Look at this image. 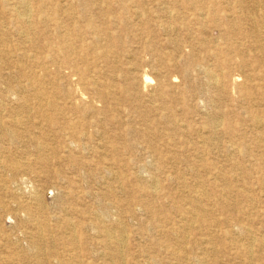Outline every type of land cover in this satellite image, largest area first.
<instances>
[{"label": "rangeland", "instance_id": "obj_1", "mask_svg": "<svg viewBox=\"0 0 264 264\" xmlns=\"http://www.w3.org/2000/svg\"><path fill=\"white\" fill-rule=\"evenodd\" d=\"M14 1L0 0V22L3 26L6 24L10 37L4 47L8 49V45L15 44L29 50L35 54L33 59L39 60L43 54L39 51L36 54L32 44L16 35L19 25L10 10V3ZM200 1L203 9L198 12L188 0H29L33 26L41 32L39 39L43 40L44 35L66 37L74 48V66L97 77L99 85L77 84L78 77L71 75L72 68L65 63L62 53L49 61L44 71L32 59L22 61L29 66L27 71L25 69L26 75L11 62L0 63V100L6 98L10 86L27 89L28 95L29 72L40 73L44 92H55L64 107L58 115L50 113L56 120L52 125L44 122L42 128L55 146L70 145L78 160L84 162L83 166L76 167L62 153L57 155L59 158L50 160L49 169L41 171L40 164L34 162L35 156L26 152H33V142L26 137L18 142L3 137L0 147L5 152L0 153V181L8 186V192L0 191V200L10 203L6 208L0 207V264H5V257H11L12 261L6 264H50L52 253L61 251L62 241H58L55 245L41 242L43 253L29 252L33 241L30 234L35 229L32 220L41 213L65 215L79 221L77 225L83 223L84 233L80 234L78 225L73 234L81 236L86 263L103 264L105 259L106 264H119L109 259V255L102 256L105 251L98 244L97 232L89 220L92 210L100 209L109 201L118 202L119 207L111 210V215L120 217L125 226V264H151L153 258H157V264H170L169 255L153 247L151 241L157 235L149 215L170 210L180 227L182 223L175 205L179 201L189 203L194 192L201 190L211 193L212 197L200 200L206 222H195L183 242L181 251L188 256L186 264H199L201 258L206 264H264V186L261 183L264 181V142L257 139L258 131L246 111L247 101L232 82L233 75H240L242 83L244 75L257 76L264 71L255 59L258 52L248 48L253 45V38L235 37L237 43L244 44L250 51L245 57L228 52L232 63L230 73L223 79V87H208L200 71L214 65L218 58L223 59L224 53L210 56L206 49L211 52L228 49L227 20L233 24L242 21L243 29L250 31L252 21L244 18L264 19V0L260 5L245 1L246 11L237 8V0ZM211 9L217 11V19L209 14ZM106 49L109 54L105 53ZM191 58L195 66L185 74L183 64ZM145 72L153 79L149 83L144 81ZM160 79L169 85L167 99L173 95H184L188 99L186 104L176 105L173 111L183 132L190 134L189 138L174 135L183 151L181 168L191 167L193 143L199 135L197 130L201 127L202 135L207 136L217 129L214 115H226L223 125L216 130L221 134L216 143L217 155L213 156L221 174L215 176L200 170L198 176L188 172L178 178L169 168L170 157L165 154V164L160 162L163 167L158 170L151 167L158 158L149 139L162 151L171 143L166 122L169 112L155 97ZM107 84L112 86L114 94L105 89ZM103 91H107L104 96ZM254 93L255 104L263 110L264 89ZM78 96L82 102L72 106V98ZM9 104L6 101V105ZM149 109L152 110L151 121L146 122L140 113ZM259 115L264 117V112ZM230 126L234 131L232 135ZM83 133L88 137L78 138ZM115 146V157L102 156L101 153ZM23 163L33 169L9 170ZM105 167L115 173L106 176ZM137 175L149 182L144 189L137 185ZM208 179L211 181L207 182ZM200 180H206L204 187H195ZM154 182L160 183L158 189L152 186ZM229 182L230 187H227ZM109 185L116 190L109 189L108 193ZM69 190L79 192L80 196L65 195ZM36 196L41 198V206L34 200ZM22 202L27 203L21 206ZM51 224L66 232L62 222ZM250 232L256 238L251 250L247 248ZM14 246L19 248L18 254H11L10 248Z\"/></svg>", "mask_w": 264, "mask_h": 264}, {"label": "bare ground", "instance_id": "obj_2", "mask_svg": "<svg viewBox=\"0 0 264 264\" xmlns=\"http://www.w3.org/2000/svg\"><path fill=\"white\" fill-rule=\"evenodd\" d=\"M188 1L192 4L194 10L198 12L202 11L203 6L201 5L200 0ZM245 1H250L254 4L259 5L263 3V0H237V8H240L242 11H246L248 9V6L243 5ZM10 10L12 12V16L15 18L16 22L19 25L16 34L17 37L24 42L32 44L36 49L35 52L39 51L43 55L39 57V60H35L33 59L35 58V54H32L29 50H26L25 48H18L15 44H10L8 45V49H5L4 46H6V44H9L10 41L9 30L6 24L3 26V23L0 22V63L11 62L15 64V66H19L21 74L26 75L27 67L29 66L27 65L26 67V65L22 63V61H29L30 59H32L31 61H34L39 66V69L41 71H44L47 68V63H49V61L51 60H55L57 55H60L62 53L64 54V59H66L65 63L70 65V67L72 68L71 75H76L78 77L77 84L85 86L99 85L97 77H92L91 75L87 74L84 69L76 68L74 66L75 60L72 55L74 48L72 44L69 43V41L66 39V37H63V35L61 36L59 34L56 36V38L44 35L43 40L39 39L41 36V32L33 26V9L29 0H15L13 3H10ZM209 14L213 18L217 19L218 14L215 9L209 10ZM244 19L252 21V29L250 31L243 29L241 23L242 21L237 23L234 22L233 24L232 21L227 20L226 24L229 26L230 29L227 50L224 51L221 49H215L214 52H211V49H206V53H209L210 56H219L220 53H224V55H222L221 57L223 59L218 58L214 65L205 66L204 68L200 69V71L205 75L204 77H206V84L208 87L214 88L224 86L223 79L227 77L230 73L229 71L231 69L232 63L228 52L243 55L245 57L248 51L253 49L258 52V54L255 55L256 61L259 62V65H261L260 67H264V19L259 17H245ZM48 20L55 22L54 19L49 18ZM2 26L4 27L3 29H1ZM55 26L57 25L55 24ZM239 35H241L242 38H253V45L251 47H248L250 50L245 48L244 44L236 42L235 37ZM105 53L109 54L110 51L106 49ZM194 61L195 60L191 58L183 64L182 68L185 74H188L190 71L193 70L195 66ZM244 62L242 66L245 64ZM39 74L40 73L36 71L29 72L28 88L30 89L28 90V95L26 92L27 89L25 90L21 89L20 87L18 88L16 86H10L7 89L8 95L6 96V98L4 100H0V142L4 136L9 137V139L13 142L22 141L24 137L28 138L31 142H33V152H26L29 155L35 156L34 162L40 164L41 171L49 169L50 160L54 158H59L57 157V155L62 153L66 154L72 164L76 167H80L81 165L83 166L84 162L78 160L79 158L75 156V149L73 147L68 144H57L55 146L49 138L48 132H46L42 128L44 122H47V124L52 125V122L56 120V118L53 117V114L50 115V113H56V115H58L57 112H61L64 107L56 99L55 92H50V94L44 92V82L43 80L39 79ZM143 77L145 83H149L153 80L146 72L144 73ZM239 81L240 75L232 76L233 84L237 85L239 91L243 93L242 95L247 101L246 111L250 115L249 120L251 121L252 126L255 128V130L258 131L257 139L259 140V142H264V117L259 115L261 112H264V109H259L254 101V92L262 91L264 89V71L261 73H257V76L251 74L244 75L243 82L240 83ZM111 87L112 86H110V84H107L105 86V89L110 90L114 94L115 92L113 89H111ZM104 92L107 91H103L101 93L103 96L105 95ZM155 92V97H158L163 108L169 112V115L166 117V122L169 124L167 128L170 132L169 136L171 143H168L169 146H167L166 149L162 151L161 149L155 147V144L152 139H149V145L153 150V153L158 158L157 163L152 164L151 167H154L157 170L163 167L165 164V154L170 157V161L168 162L169 168L178 178L184 176L188 172H192L194 175L198 176L200 170L215 176L221 174V168L213 160V156L217 155L216 143L218 142L220 138L219 135L221 134L220 131L216 130H218L223 125L226 115H223L222 113H217L214 115L217 129L211 130L207 136L202 135L201 127L200 130H197L199 135L197 136L196 141L194 143L192 142L194 145V152L191 156V167L183 169L180 167V164L184 161L182 156L183 151L178 145L179 140L175 139L174 135L181 134L184 135L185 138H189L190 134L189 132H183L179 121H177L176 115L173 114V111L176 105L180 103L186 104L188 99L185 98L184 95H173L170 96L169 99H167V96L170 92L169 85L162 79L158 80ZM6 101L10 102L9 106L6 105ZM79 102H82V98L80 96L72 98L70 104L72 106H76ZM151 112L152 110L149 109L146 110L144 113H140V115L144 118L146 122H149L151 121ZM177 130H179L181 133L179 131L177 132ZM229 130L232 135L234 131L231 126L229 127ZM74 133L75 132H73L72 134ZM67 134L71 133H65L64 135ZM83 135L85 137H88V134L83 133L81 134V136L79 135L78 138L82 137ZM149 138H151L150 135ZM1 152H5V149L0 147V153ZM116 152L117 148L115 146L110 147V149L105 150L101 154L104 157L111 156V158H113L115 157ZM150 161L147 160V162ZM160 162H163L164 164L160 165ZM28 167L29 169H33L31 165H28V163H23L21 165L17 164V167L11 166L9 170L20 171L21 169H28ZM262 169H264V166L262 167ZM103 172L106 176H112L115 173L108 167H105ZM223 174L224 173L222 172V175ZM136 179L137 185H139L140 188H143L145 186V183L147 184L148 182L146 178L142 175H137ZM208 181L211 180L208 179L207 182ZM205 182L206 180H200L198 184H195V187L198 186L199 188H202L206 184ZM261 183L264 186V181H262ZM159 184V182H154L152 186L154 185L156 189H158ZM230 184V182L226 183L227 187H230ZM109 189H111L112 191L113 189L116 190V188H114L112 185L108 186V193H110ZM156 189L153 190L154 194H156ZM2 190L8 192V186H6L4 182L0 181V191ZM64 193L67 196L72 195L70 197L80 196V193L74 190H69ZM202 197L209 198L212 197V194L209 192H204L202 190L196 191L194 192L190 200L191 202H177L175 208L176 211H178V217L180 218L179 220L182 223L180 227L177 226L175 220L171 217L170 210H167L166 212L160 215H149L150 221L153 222L156 227L157 237H155L154 241H151L153 247L158 248L161 252L169 255V257L171 258L170 264H186L188 256L183 254V251H181V249L183 248V242L187 240L188 233L191 229H193L195 222L204 223L207 219L206 212L200 203ZM130 198L131 197H129V199ZM34 200L41 206L42 200L40 197L36 196ZM9 203L10 202L0 200V207L6 208L9 206ZM25 204L24 202L20 203L21 206H24ZM188 204L190 205L189 207H187ZM118 207V202H106L102 205L100 209L91 211V216L89 217V220L92 221L93 229L97 232L98 244L105 251V253H102V256L109 255V259H111L112 261L116 260L117 262H119V264H125V226L123 220L120 217H114L113 215H111V210L117 209ZM128 211H130L129 208ZM232 213L233 212H231V214ZM32 221L35 229L30 234V237L31 239H33V241H31L29 252H35V254L43 253L44 251L42 250L41 242L54 244L58 241H62L61 251L58 252L57 250V252L52 253L51 257H53V259L50 261V264H88L83 259V250L80 241L81 236L76 237L75 234H73L75 226L78 225L80 226V234H82V232L84 233L85 227L82 222L77 225L79 221L76 220L75 222L73 221V219L68 218L65 215L63 217L59 215L45 216V214L42 213L36 216L35 220ZM51 222H62L63 224H65L66 232L62 231L58 226H53ZM67 230H69V232H67ZM115 230L119 231L114 232ZM60 233L63 236H58V234ZM35 238L36 240H34ZM255 242L256 238L252 235V232H250V243L248 244L247 248L251 250ZM54 245L52 247H55ZM203 250L209 251L210 249ZM10 251L11 254H18L20 250L19 248H17V246H14L10 248ZM10 259L11 257H5L3 261L5 262V264L11 263L12 261ZM105 261L106 260L104 259L103 264H106ZM150 262L151 264H157L158 260L157 258H153ZM199 264H206V260L201 258Z\"/></svg>", "mask_w": 264, "mask_h": 264}]
</instances>
